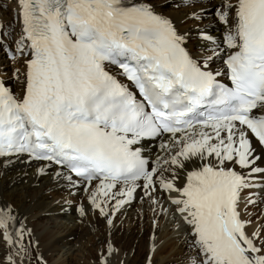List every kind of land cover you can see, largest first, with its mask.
Listing matches in <instances>:
<instances>
[{
	"label": "snow or ice",
	"instance_id": "1",
	"mask_svg": "<svg viewBox=\"0 0 264 264\" xmlns=\"http://www.w3.org/2000/svg\"><path fill=\"white\" fill-rule=\"evenodd\" d=\"M15 2L17 50L31 58L19 92L0 81V168L47 162L37 174L83 189L81 219L95 212L108 225L138 190L153 204L167 193L189 230V264H264V239L239 210L264 173V0H219L222 37L197 29L202 58L162 11L168 0ZM12 211L0 207L9 245Z\"/></svg>",
	"mask_w": 264,
	"mask_h": 264
},
{
	"label": "bare ground",
	"instance_id": "2",
	"mask_svg": "<svg viewBox=\"0 0 264 264\" xmlns=\"http://www.w3.org/2000/svg\"><path fill=\"white\" fill-rule=\"evenodd\" d=\"M126 2L136 3L138 0H126ZM159 2L160 0H157V3ZM12 3L11 7L13 9H9L10 13L6 10L8 5L6 1L0 0V31L4 33V35H1L0 42V44H3V47H0V80L4 81L13 91L19 92L21 85L17 77L23 80V73L26 71L24 61L31 57H22L13 62L8 59L6 49L11 51L8 39L10 34L14 33V41L16 43L21 38V23L16 17V12L18 11L17 4L15 0ZM218 3L219 0H214L212 3L197 4L191 11L199 13L202 8H210L212 5H217ZM162 11L171 17L181 33H189L187 48L194 58H202L208 54L205 50L204 42L198 38L197 29L206 30L214 36L222 37L223 26L215 21V23L207 24L198 19H187L185 18L187 11L183 10H167L164 8ZM12 24L17 25L15 30H13ZM16 43L14 42V45H17ZM15 49L17 50V47ZM217 65L223 68L222 61H217L213 67ZM37 164L45 163L32 162L28 164L15 162L6 169L0 168V207L10 206L16 220L14 224L10 222L8 229L9 233L12 234L13 244L9 245L0 238V264H9V257L12 258L14 264H42V260H46L49 263L53 259L54 253L56 255V252H62L67 246L73 247L79 245L82 247L80 241H82L83 236L79 234V231L86 224H90V222L92 228L95 230V226H97L99 232L97 231L98 234L96 232L97 235L95 236H92L94 234L90 233L91 238L88 235V240L82 241L84 242L83 251L81 248L80 252L86 251L87 260L91 261L92 264H102L103 261H107L108 264H122L124 261H126V264H170V262L175 261L177 255L184 254L185 249L189 248L188 241L191 237L188 235V227L176 212V208L170 204L167 193L153 194L159 200L160 205L156 213H153L154 217H151L152 215L148 212L150 216L145 217L144 220L146 221L143 222L142 213L139 208L137 210L139 212L138 224L136 222L134 224L135 219H131L130 222H127L129 224L126 226L120 225L117 229L116 227L123 215H125L127 208V217H129L130 211H132L135 205H141V198L145 200L144 203L146 204L150 203L152 197L138 190L136 199L131 204H126L124 210L122 208L121 211L115 213L112 217V225L106 224L103 218H97L95 212H89L87 218L81 219L77 211V205L81 203L88 204L87 193L83 189L77 190L72 188L66 181L57 183L52 179L54 172L51 169H46V174L39 176L36 171ZM257 165L260 168H264V160L257 161ZM237 171L249 172L248 169H239L238 166ZM249 181L251 184L260 182L264 184V173L252 174ZM247 189L241 192L239 208L241 218L250 221L252 224H261L264 227V223L262 224L259 223V220H254L255 211L252 209L253 206L250 205V200L247 199L243 202L244 198L250 193ZM255 199H251V201L253 202ZM161 207H163L162 211H160ZM117 216L119 218H116ZM179 222L184 223L185 227L182 232L173 236L180 230L170 231L169 226L174 224L177 226L178 224L181 225L182 223ZM137 225H139V228H137ZM21 226L24 229L23 240L17 235ZM249 228L246 227L245 229L249 235L258 230L253 229V231L252 228ZM261 233L264 234V230L260 232V235ZM183 237L184 240L181 242ZM155 241L157 242L156 246L165 241L160 250L154 247ZM35 243L36 245L38 244L36 248L34 247ZM131 243L132 245L130 246ZM21 245H23V248ZM109 245L111 246V254H109ZM181 246H183V250ZM105 247L107 248L104 249ZM70 250V248L67 249V251ZM67 251L63 256L69 254ZM126 251H128V255L125 259ZM143 252H145V256ZM193 254L189 251V253L184 255L183 263L189 264V256ZM39 256L41 257V261H38ZM76 263L73 262L72 264Z\"/></svg>",
	"mask_w": 264,
	"mask_h": 264
},
{
	"label": "rangeland",
	"instance_id": "3",
	"mask_svg": "<svg viewBox=\"0 0 264 264\" xmlns=\"http://www.w3.org/2000/svg\"><path fill=\"white\" fill-rule=\"evenodd\" d=\"M4 1H6V3L8 4L7 5V11L8 12H10L11 13V11H9V9H13V7H11L12 6V2H14V0H4ZM214 0H204V2L203 3H207V2H213ZM202 3V4H203ZM215 4L214 5H212L210 8H206V12H205V14H203L202 16H201V18L200 19H198L199 21H201V22H203V23H207V24H210V23H215L216 22V18H215V16H214V8H215ZM182 8V9H181ZM184 8V9H183ZM165 9H167V10H169V9H174V10H180V11H187V12H189V11H191L192 9H188V8H186V7H184L183 6V0H168V6L167 7H165ZM200 13V12H199ZM198 13V14H199ZM211 18V19H210ZM191 21V20H190ZM208 21V22H207ZM215 21V22H214ZM16 26L17 25H15V24H12V28H14L13 30H15L16 29ZM9 43H10V49L12 50V49H14L15 47H17V45H14V33L12 32L11 34H10V36H9ZM14 51V50H13ZM16 58H18V57H16ZM15 60V59H14ZM14 60H11V62H13ZM17 60V59H16ZM12 81V80H11ZM253 186H251V187H248V189H247V191H249L250 193L244 198V200H243V202H245L247 199L248 200H250V205L251 206H253L252 207V209L255 211V213H254V220L256 221H258L259 220V223H264V185L263 186H261V187H255L254 186V184H252ZM254 198H256L253 202L251 201V199H254ZM145 202V200H143L142 198L140 199V203H141V205H138V204H136L135 205V207L132 209V211H130V215H129V217H127V211H128V208H127V210H126V213H125V215H123V217H122V219L119 221V224L117 225V229L120 227V225H127V224H129V223H127L128 221L130 222L131 221V219H135L134 220V224H135V222H136V224H138L139 223V221H138V209L140 208V210H141V213H142V221L143 222H145L146 220H144L145 219V217H148V215L150 214V215H152L151 217H154V214L153 213H156V211H157V209H159V207H160V205L159 204H152L151 202L150 203H144ZM252 203V204H251ZM150 204H152V205H150ZM156 205V206H155ZM154 206V207H153ZM159 206V207H158ZM153 207V208H152ZM157 207V208H156ZM161 210L160 211H162V209H163V207H161L160 208ZM123 210H124V207H123ZM122 210V211H123ZM150 210V211H149ZM121 211V210H120ZM132 212H134V213H132ZM148 212H149V214H148ZM168 212V211H167ZM167 212H165L166 214H167ZM133 214V215H132ZM248 214V213H247ZM149 215V216H150ZM160 215V214H159ZM132 216V217H131ZM137 216V217H136ZM116 218H119V216H117ZM91 219H93V218H91ZM115 220H118V219H115ZM179 223H182V222H179ZM170 224V223H169ZM184 223H182L181 225L180 224H178V226L177 225H175V229L173 228L174 227V225H172V226H169V230L170 231H176V230H180V231H177L173 236H175L176 234H179V232H182V230L184 229V227H185V224L183 225ZM252 223H250V224H248L247 225V227H250L249 229H251L252 228V230L253 229H258L257 230V232H261V231H263L264 230V227H262L261 226V224L259 225L258 223H255L256 224V226H254L255 224H252ZM89 225V226H88ZM92 224H91V222H90V224H86V226L84 227L83 226V228L79 231V234L81 235V236H83L82 237V241H87L88 240V235H89V238H91L90 236H91V234L93 233L94 235H92V236H95V235H97L98 234V232H99V230H98V228H97V226H95V228L97 229H93L92 228V226H91ZM95 225H97L96 223H95ZM141 226H142V224H141ZM259 226H260V228H259ZM180 227V228H179ZM262 227V228H261ZM88 230H87V229ZM92 228V229H91ZM137 228H139V225H137ZM136 228V229H137ZM142 228V227H141ZM91 229V230H90ZM83 230V231H82ZM91 232H90V231ZM88 231H89V233H88ZM92 231H95V232H92ZM98 231V232H97ZM254 231V230H253ZM96 232H97V234H96ZM91 233V234H90ZM84 234H85V237H84ZM87 235V236H86ZM262 235V236H261ZM261 235H260V238L261 239H264V234L263 233H261ZM111 236V235H110ZM109 237V236H108ZM84 238V239H83ZM184 240V237L181 239V242ZM82 241H80L81 243H80V245L82 246V247H80L79 245L78 246H67V248H65L62 252H60V253H57L56 252V255H55V253H54V255L52 256V260L48 263V261H46V260H42L41 261V257L39 256L38 257V261H41L42 262V264H44V262H46V264H72L73 262L74 263H76V264H85L86 262V264H92V262L91 261H88L87 259H88V257L86 256V251L85 252H80L81 251V248H82V251H83V245H84V242H82ZM94 241V240H93ZM104 242H105V240H104ZM164 242L165 241H163L162 243H159L157 246L155 245V244H157V242L155 241L154 242V247H157V250H160L161 248H162V244H164ZM180 242V243H181ZM87 243V242H86ZM258 243H259V241H258ZM132 245V243L130 244V246ZM129 246V247H130ZM34 247L36 248L37 246H36V243L34 244ZM71 249L70 251H67V249ZM107 247H105L104 249H106ZM126 248H127V246H126ZM183 248V246H181V249ZM104 249H102V250H104ZM183 250V249H182ZM186 251H185V253L187 254V253H189V248H187V249H185ZM67 251V253H69V254H67V255H65V256H63L64 255V253ZM128 251H126V256H124L125 257V259H126V257H127V255H128V253H127ZM182 254V255H177V257L175 258V261L173 262H170V264H179V263H181V264H184L183 262H184V255H186V254ZM52 254V253H51ZM143 255L145 256V252H143ZM65 257V258H64ZM70 258V259H69ZM67 261H66V260ZM182 259V260H181ZM63 260V261H62ZM73 261V262H70V261ZM75 260V261H74ZM57 262V263H56ZM64 262V263H63ZM85 262V263H84ZM122 264H126V261H124Z\"/></svg>",
	"mask_w": 264,
	"mask_h": 264
}]
</instances>
